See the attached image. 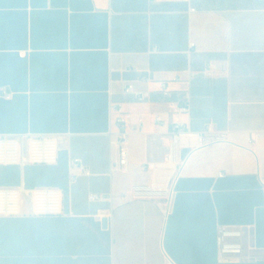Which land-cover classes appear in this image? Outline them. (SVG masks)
I'll return each instance as SVG.
<instances>
[{
	"label": "crops",
	"instance_id": "crops-1",
	"mask_svg": "<svg viewBox=\"0 0 264 264\" xmlns=\"http://www.w3.org/2000/svg\"><path fill=\"white\" fill-rule=\"evenodd\" d=\"M111 103L143 122L123 170ZM174 121L224 139L169 160ZM39 134L56 163L27 162ZM0 135L25 151L0 165V187L21 189L20 215L0 216V264H219L218 226L244 232L245 259L228 264H264V0H0ZM134 185L171 187L168 214L122 198ZM37 187L61 190V215L33 214Z\"/></svg>",
	"mask_w": 264,
	"mask_h": 264
},
{
	"label": "built area",
	"instance_id": "built-area-1",
	"mask_svg": "<svg viewBox=\"0 0 264 264\" xmlns=\"http://www.w3.org/2000/svg\"><path fill=\"white\" fill-rule=\"evenodd\" d=\"M194 10V9H192ZM210 74V73H209ZM142 81L148 82L150 77H141ZM161 91L165 96L170 95L167 82L161 83ZM125 93L134 94L138 100L147 98V93L137 90L133 83L124 88ZM8 97L7 94H5ZM190 100L185 98L179 105L178 110L186 113L190 110ZM110 110L114 114V124L117 127L114 144L118 150V159L114 164V170H123L129 162V135L142 130L143 122L129 127L128 113L121 103H111ZM159 124L163 119L159 116L155 118ZM170 138L167 158L175 161L180 157L183 142L194 140V144L188 148L201 147L224 139V135L213 132L209 127L202 132H192L185 123L174 121L170 124ZM58 145L56 140L47 134L28 136L27 162L31 164H54L58 159ZM23 148V137L12 135H0V165H16L25 162ZM179 155V156H178ZM76 166L82 168L83 173L90 174L88 168L82 166L79 161ZM264 185V182H263ZM33 214L36 216H59L63 213L62 192L55 187H37L32 190ZM124 199H141L162 201L163 212L168 214L172 200L173 190L171 187L161 189L152 185H134L128 191L122 192ZM91 200H98L99 195L90 194ZM21 189L15 187H0V216L11 217L20 215ZM244 232L240 228L230 226H218L216 234L217 262L219 264L238 263L245 259V245L243 242Z\"/></svg>",
	"mask_w": 264,
	"mask_h": 264
},
{
	"label": "water",
	"instance_id": "water-1",
	"mask_svg": "<svg viewBox=\"0 0 264 264\" xmlns=\"http://www.w3.org/2000/svg\"><path fill=\"white\" fill-rule=\"evenodd\" d=\"M189 152H190L189 149H185V150H183V151L181 152V158H185L186 155H187ZM102 223H103V227H106V226H107V220H106V219L102 220Z\"/></svg>",
	"mask_w": 264,
	"mask_h": 264
}]
</instances>
